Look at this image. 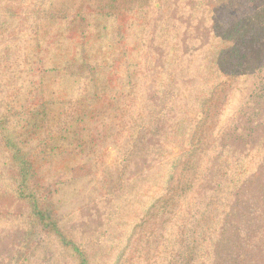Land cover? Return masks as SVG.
Listing matches in <instances>:
<instances>
[{
  "label": "trees",
  "instance_id": "obj_1",
  "mask_svg": "<svg viewBox=\"0 0 264 264\" xmlns=\"http://www.w3.org/2000/svg\"><path fill=\"white\" fill-rule=\"evenodd\" d=\"M54 5L0 0V71L25 74L16 99H0V225L3 210L24 208L19 247L30 245L12 264H264V0ZM18 23L31 26L29 53L12 55L15 43L2 44ZM148 57L163 60L152 88ZM250 103L251 115L236 110ZM110 138L124 140L112 182L155 194L135 223L113 204L83 230V210L62 212L44 165L100 169Z\"/></svg>",
  "mask_w": 264,
  "mask_h": 264
},
{
  "label": "rangeland",
  "instance_id": "obj_2",
  "mask_svg": "<svg viewBox=\"0 0 264 264\" xmlns=\"http://www.w3.org/2000/svg\"><path fill=\"white\" fill-rule=\"evenodd\" d=\"M49 1L50 0H23V2L29 6H36L39 4H42L43 6ZM92 1L93 0H53L55 3L54 6L56 8H79L84 3ZM30 28L31 26L28 23H24L23 25L18 23L15 26H11L2 45L5 46L6 44L15 43V48L11 52L12 55L29 53L26 47L31 35V32L29 33ZM23 33L26 34L23 35ZM1 43L2 42H0V44ZM197 49V45L194 43L191 44L189 53L191 57L198 55L196 52ZM187 58H189V56L186 57V59ZM147 59L148 60L145 68L147 69L145 70L147 72L146 78L151 81V84H149V87H147V84H144V87L152 88V85L155 81V73L158 71L157 66L161 65L163 60L158 57H155L153 62L150 57ZM200 59L201 57L195 60L194 67L187 74V76H189L188 80L191 81V84L188 86H190L192 89L193 87H196L193 76H196L199 73L197 70V64H200ZM34 65L35 68H37V65ZM259 71V78L256 80V83L258 81L259 89L264 95V78L262 81L260 79L262 76H264V62L262 67H259ZM33 72H36V70ZM24 75L25 74H19L17 70H13L11 67L1 70L0 99L6 98L8 102L14 101L16 99L15 94L18 92V87L20 83H22ZM33 79H37V76ZM243 88L252 89V82L247 83V86ZM36 95L37 93L34 91L32 92L31 97L34 98ZM251 103H253V101ZM251 103L248 105V107H243L242 104H239L237 105L236 110H244L243 113L251 115L255 107V105L252 106ZM133 106H136L137 110L134 115L137 117V113L141 107L140 98L139 100L135 99V103H133L132 107ZM1 110H3V108L0 107V111ZM126 134L127 132H125V135ZM105 144L106 148L103 151V155L100 159L101 162L99 163L100 169L92 168L91 163L90 165L84 164V166L78 164L75 168H61V166H59L60 162L54 161L49 164H45L44 173L42 172V177L48 182V187L53 189L54 192L59 195L58 197L62 200L60 203V207L63 210L62 212L83 210L81 218V220L84 222L82 226L83 230L99 229L101 222L104 220L103 217L106 216L109 211L115 209V207L113 208V204H116L119 207L118 211L125 214V219L127 221H133V223H135L133 218H140L144 213L143 207L146 197H150L155 194V189L152 187L148 190H145V185L143 183H138L137 185L135 184L130 190L128 185L114 184L111 179L115 177L116 174H112V172H114L113 170H115L116 164H121L123 160L120 154L119 146L124 144V140L120 141L118 138H110ZM3 161L4 160H2V162ZM6 169L9 171V175L11 170L12 176V167L8 160ZM139 171L140 166H134L130 169H126L123 174L126 173V176L129 177L138 173ZM134 190L136 191L134 192L132 203L129 205L124 204V201L129 195V191ZM3 211L4 214L2 216L4 217L2 218L4 219L3 221L7 223V227L0 225V264H12L11 260L15 254H18L20 251L22 252L24 249H27V247L30 246H23V250H21L19 247V244L24 243L23 238L26 236L24 226L27 222L26 220L25 222H22L24 225L20 222L25 210L22 208L21 210H18V212L13 210ZM79 223L81 222L75 221L72 229H75V227L79 226ZM105 230L109 235V233H111L114 229L105 227Z\"/></svg>",
  "mask_w": 264,
  "mask_h": 264
}]
</instances>
